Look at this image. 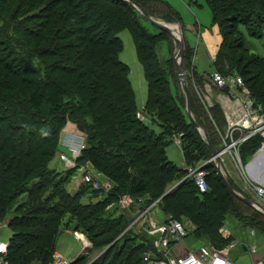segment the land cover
<instances>
[{
    "label": "trees",
    "instance_id": "obj_1",
    "mask_svg": "<svg viewBox=\"0 0 264 264\" xmlns=\"http://www.w3.org/2000/svg\"><path fill=\"white\" fill-rule=\"evenodd\" d=\"M1 1L6 4L0 13V153L7 148L0 156V225L3 222L11 233L6 254L9 264H31L32 261L48 264L57 249L58 224L64 225V215L80 220L79 226L83 228L80 232L92 239L90 250H104L113 244L90 264H143L141 257L151 245L150 241L146 240L145 232L136 234L132 229L119 236L131 217L120 211L119 199L129 196L136 201L142 197L151 203L166 191L157 203L161 214L172 215L185 225L184 221L191 222V233L197 240L222 249L232 238L221 237L218 230L225 224L226 213H234L240 206L252 212L246 216L235 213L236 218L242 217L246 227L264 236V214L228 190L214 163L204 166L209 185L206 192L200 193L194 180L186 177L190 154L196 153L195 160L190 162L196 165L208 159L211 150L187 114L185 100L181 104L173 93L176 87L169 73L173 56L166 62L159 60L158 40L162 37L169 40L167 32L158 29L160 32L155 35L144 30L138 16L146 18L126 0ZM133 1L155 19L180 23L178 12L165 0ZM203 1L222 35L215 58L217 69L223 73H238L250 97L264 108V56L261 60L249 58L242 67L237 65L244 61L238 54L240 49L243 47L249 52L241 27L250 37L263 38L264 0ZM196 2L188 0V5ZM158 4L163 11H156ZM164 11L169 15L162 17ZM124 28L133 36L136 55L147 81V101L141 110L136 105L129 68L119 59L122 43L118 34ZM230 33L236 37L237 49L236 44L227 42ZM226 46H229L227 50ZM16 52L24 66L9 70L4 61L16 60ZM190 52L185 44L183 60ZM33 60L40 66L35 68ZM188 60L190 63L189 57ZM191 65L194 68L193 63L189 64L190 68ZM254 66L256 73L249 71ZM2 72H6L3 77ZM192 76L194 84L202 87L203 74L193 70ZM60 80L77 81L76 96L65 99V88ZM194 105L191 103L195 116ZM203 108L209 113L217 111L222 120L220 126L224 127L226 120L218 103L209 110L204 105ZM138 112L143 113V118L137 116ZM154 113L156 116L152 115ZM148 116V120L158 126L157 133L149 127L145 119ZM162 116L170 118L163 120ZM194 119L205 128L196 117ZM67 121L84 133L86 148L80 158L90 162L93 170L111 183L107 192L94 189L101 198L92 205L81 204L85 192L80 189L75 193L67 191V180L56 178L45 168V157L38 161L30 156L29 162L17 157L22 155L21 151L31 149L28 144L31 139L15 137L20 127L29 130L31 126L42 125L57 135ZM173 122L176 124L170 127ZM12 130L14 136L9 135ZM178 132L182 134L179 149L185 169L177 168L166 157L167 141H173L172 135ZM206 133L213 147H219L221 139L214 129L218 140ZM34 138L35 145L39 137L34 135ZM57 141L58 137L54 145ZM263 142L264 138L256 134L241 143L238 147L241 163L245 164ZM226 180L234 190L242 192L231 175ZM176 181L177 184L167 188ZM87 218L98 220L100 228L97 222H86ZM81 256L71 264H82L85 256Z\"/></svg>",
    "mask_w": 264,
    "mask_h": 264
},
{
    "label": "rangeland",
    "instance_id": "obj_2",
    "mask_svg": "<svg viewBox=\"0 0 264 264\" xmlns=\"http://www.w3.org/2000/svg\"><path fill=\"white\" fill-rule=\"evenodd\" d=\"M165 1L169 3L178 12L179 17H180V21H179L180 23H178V21L177 22L175 21L172 22L168 20L164 21L165 19L164 20L157 19V20L163 23L171 24L172 26H174V30H177V31L180 30L181 36L184 40V43L186 44L187 49L191 51L190 55L187 56V58H184L183 60V63L186 64L185 65L186 67L185 77H186V84H187L188 90L190 92L191 100H192L191 103L195 104L193 110L196 115L195 116L193 115L192 109H191V116L193 119L194 117H196L201 122V124L205 126L204 130H206L208 134H210L211 138H213L214 140L215 139L218 140L216 135L213 133V129H214L217 136L221 139V144H219V147H217L216 144H215L216 146L213 147V145L210 142L213 150L215 151V155H213L211 151V155L210 157H208V159H204L195 165L194 163L190 164V162H193L195 160V156H196V153L192 152L190 154V157H189L190 162L188 164L191 167H194V166L198 167L199 165L202 164V162H205L201 166V168L204 169L205 164L213 163L216 160V158L218 159L219 156L221 155L220 156L221 159L219 160H220V164L222 166L224 175L230 178V173L233 175V172H234L235 173L234 178L235 180L238 181V184L240 188L242 189L243 181L239 179L241 177H238V175H236V172H237L239 173V176H240V170H241V168L239 167V163H238L240 160L239 155H238V152H239L238 147L240 144L236 145L235 148L228 147L230 143V139H227V140L222 139L221 133L223 132V127L220 126L222 125V120L219 116V113L214 110L213 112L214 114L210 112L212 113L211 115L208 111L204 110L202 101L199 97V94L201 93V91L199 88L198 89L196 88L193 82L194 77L192 76L193 70H195L198 74H204L203 75L204 79L202 81L203 83L208 82V76L206 73L210 72L213 68L217 69V63H216L215 58L218 54V51H219L218 49L222 41L221 31L218 25L212 21L211 11L203 0H197L196 3H191V5H188V0H165ZM5 4L6 2H3L0 0V6H1L0 13H2V9H3L2 7H4ZM159 10L161 11L164 10L161 4H158V7H156V11H159ZM168 15L169 14H167L165 11L162 12V17H166ZM224 16L225 15H223V18H225ZM153 18L155 19V17ZM138 21L141 27L144 28V30H146L148 33L155 34V35L159 34L160 31L158 30V28L153 26L148 20L144 19L140 15L138 16ZM226 24H228V22H226ZM224 26H227V25H224ZM3 29L4 30L7 29V26H5ZM241 29L246 37V45L248 46L249 52H250V53L247 52V49L245 50L243 47L242 49H240L241 51L239 52L237 51L238 54H240L244 58L243 63H240V64L237 63V65L242 67V64H244V62L248 60L249 58H259L261 60V56H264V35L261 40L256 39L254 37H250L249 35H247L245 29H243L242 27ZM11 34L12 33H10V35ZM118 35L122 43V50L119 54V59L123 63H125L129 68L128 76H129V80L131 83V87L135 94L136 105L138 109L141 110L143 109V107H145V103L147 101V81H146V78L143 72L142 65L138 61V58L136 55L135 43H134L133 36L130 30L128 28H124ZM235 38H236L235 35H232V33H230V36L228 37L227 42L228 44H230V42H232L233 45L236 44L235 49H237L238 43L235 40ZM158 41L159 42L157 44V52H158V57L160 58L159 60L166 62L172 57V54L174 52L175 47H174L173 40L171 38L168 40L167 37H162ZM228 48L229 46H226V50ZM17 54H18L17 56L14 55V58L16 60H12V61L10 60V62L4 61V63L7 65V69L12 70L14 69V67L21 66L22 68L24 66L22 65L23 61L20 62L22 57L19 55V53ZM28 57L30 56L28 55ZM188 57L190 59V63H189ZM27 60H29V58ZM37 62L38 61L36 60L31 61V63L33 64L35 68L40 66V63H37ZM191 63H193L194 68L192 65H191V68L189 67V64ZM255 63L256 62H254V64ZM169 65H170L169 73L174 81V84L176 87V89L174 88V90L176 93L173 90L172 91L174 95L176 96V98L182 104L184 103V100H185L184 98L185 94L182 90V87H181V84L178 78L177 67H176L174 60H172L171 63H169ZM230 66H231V63H230ZM263 68H264V64H263ZM255 70L256 68L254 66V68L250 69L249 71H252V73H254ZM5 73L6 72H2L1 76L2 77L5 76L6 75ZM60 81H61L63 88H65L64 89L65 92L63 93L65 99L70 100L72 97L76 96L77 81L75 80L72 82H64L62 80ZM157 108L158 107H154V109H157ZM143 113H140V115L143 116ZM152 115L156 116V113ZM198 115H201V116H198ZM166 118H170V117L166 116ZM166 118L162 116L163 120H166ZM145 119H147V121L149 122V127L153 129L155 133H157L159 131L158 126L148 120L150 119L149 116ZM194 121L196 122L195 119ZM169 122L165 123L166 126H168L167 123ZM175 124L176 123L173 122L170 125V127L174 126ZM16 129L17 128H15V130ZM12 132L13 130L10 131L9 135ZM16 132L17 133H15V137L17 138L23 137L24 139H31V141H28V144L31 147V149L28 152L21 151L22 155H18L17 156L18 158L27 159L29 162L31 158H28V157L30 156L36 158L38 161L41 157H45V161H44L45 168L47 167V169L53 174V176L55 177L57 176L56 178L60 177L62 179L67 180L65 187L68 192L75 193L79 189L82 192H85L81 198V201H82L81 204L92 205L94 202L100 200L99 198H101V195L99 193L96 195L97 192L94 193V191L96 190L92 188V185L81 181L83 178V172H84L83 170H86L85 172H91L100 180H102L103 178L97 171L93 170V166L91 165L90 162H87L85 160L83 161V158H80L82 155L83 149L86 147L84 145L85 144L84 137H83L84 133L76 124L72 123L71 121H67V123H65L63 128L59 130V133H57V135H56V132H49L48 128L42 125L41 126L35 125L33 127L31 126L29 130H26V128L20 127L19 130H16ZM32 132H33V136H32ZM13 133L11 134V136H14ZM180 133L181 132H178L177 136H180ZM34 135L39 137L38 138L39 141H37L35 145H34V142L36 138H34ZM56 137H58V141H57V144L54 145ZM201 137L203 136L201 135ZM80 142H82L83 145H82V149L79 150L77 149L75 145H77ZM192 147L190 146L189 149H192ZM6 148L1 150L2 151L1 153H5ZM73 148H75L77 152H79V154L76 156L75 159H73L74 158ZM165 151H166L167 159L172 164H174L177 168L185 169L186 164L184 162V157L179 147L171 139L167 141ZM1 153H0V156L4 155ZM42 153H45L44 156H42ZM61 154H64L69 159L74 160L75 166H78V167L77 168H75V166L70 167L61 158ZM243 170H245V166ZM216 171L219 173L217 169ZM241 175H246V174L244 172V174L241 173ZM177 182L178 181H176L173 184L172 183L169 184L167 188L177 184ZM166 193L167 191L164 192L163 194L165 195ZM163 194L157 200L161 199V197H163ZM99 206H101V204ZM120 210H122V212H125L128 216L129 210L127 208L126 209L120 208ZM228 212L229 213H226L227 218L224 222L225 224H222L218 230L219 234H221V237L226 239L231 236H234V240L238 242V245L240 248L243 245L247 246V245L256 243L259 246L258 254L261 256L264 255V236L261 235V233L257 234L255 238L251 236L248 227H246L244 223L243 218L242 217L236 218L235 216V213H239L240 214L239 216H246V214H249L252 211L249 208L240 206L239 209L234 211V213L230 211ZM85 221L88 223L91 222L92 224L94 222H97L96 226L97 228H100L98 226V220H95L93 218H87ZM99 222L102 223L101 220ZM184 222L187 225V226L185 225L187 230L190 231V235H188L187 238L183 240V242L186 241V244H188L191 247H197L201 242L205 243L204 240H199V239L197 240L191 233V230H193L192 223L187 220ZM80 223H81L80 220H78L76 217L71 216V215H64L63 216L64 225L58 224L59 225L58 230H60V232H59V235L57 236L56 247L63 256L69 259H74L75 257L78 258L77 256L79 254H82V251H83L82 243L79 240H77L73 235V232L76 231L74 229H77L78 231H81V229L83 230V228L79 226ZM1 228L2 229H1L0 242L2 244L9 243L10 236H11L9 229L6 227L5 224H3V222L1 223ZM135 228L136 229L134 232L136 234H141V232L136 231L137 229H139V227L136 226ZM89 233L91 234V232L88 230L87 234L89 235ZM83 234L90 241V245H92V242H91L92 239H89L91 238L90 235L88 237L85 233ZM223 241L225 242V240ZM228 245H229V242L226 241V244L223 246V248L227 247ZM110 246L112 247L113 244H110L109 247ZM87 248L89 249L87 253H84L86 255H85V258L83 259L85 263L84 261H81L83 262L82 264H88L89 262H91V260L96 259L103 251L102 249L98 250L97 248H93L92 250H90L91 248L90 246L86 247V249ZM82 256L84 255L82 254ZM230 256L232 257L235 264H252L254 260V258L251 257L245 250L241 251L240 254H236L234 250H231ZM50 261H51V257L47 261L48 264ZM10 264L12 263L10 262ZM31 264H37V262L32 261Z\"/></svg>",
    "mask_w": 264,
    "mask_h": 264
},
{
    "label": "built area",
    "instance_id": "obj_3",
    "mask_svg": "<svg viewBox=\"0 0 264 264\" xmlns=\"http://www.w3.org/2000/svg\"><path fill=\"white\" fill-rule=\"evenodd\" d=\"M206 74L208 82H204L202 87L196 84L195 86L201 91L199 97L206 110H209L214 103H218L221 106L226 120L221 136L222 139H230L228 147L235 148L236 145L243 143L256 134L264 138V108L261 104L255 103L250 97L243 78L236 72L223 73L216 68H213ZM215 93L217 97L214 99L213 94ZM138 113L137 116L143 118L140 115L141 112ZM181 136V133L180 136H177V134L172 135V139L178 147ZM75 146L79 150L82 149V142ZM78 154L79 152L73 148V159ZM220 156L219 159H221ZM61 158L70 167L75 166L74 160L69 159L64 154L61 155ZM204 163L202 162L198 167H191L190 165L186 167V177L194 180L196 188L200 193L206 192L209 189L206 178L207 172L201 168ZM213 163L217 169L216 160ZM238 163L241 172L244 174L241 160ZM83 171L81 181L91 184L93 189H103L107 192L111 188V183L108 180H100L91 172ZM218 171L221 175H224L222 166L221 171ZM242 184V192H237L251 198L254 201L253 208L264 214V186L246 177ZM157 203L158 200L147 203L142 197H138L136 201L129 196H122L119 199V207L121 209L127 208L129 210L128 213L131 215L130 223L119 236L128 229L135 231V227L138 226L139 229L136 231L145 232L146 240L150 241L151 245L147 247L141 257L143 264H235L230 256L231 250H234L236 254H240L241 251L245 250L254 258L252 264H264V255L258 254L259 246L256 243L247 246L243 245L240 248L238 242L234 240V236H231L232 239L229 245L222 249L202 242L197 247L186 245V241L183 242V240L187 238L189 231L185 224L172 215H162ZM1 229L0 225V236ZM248 229L250 235L255 238L257 236L255 229ZM73 235L82 243L83 248L92 246L82 232L74 231ZM7 249L8 244L0 242V264H9L6 257ZM72 262V259L54 250L49 264H71Z\"/></svg>",
    "mask_w": 264,
    "mask_h": 264
},
{
    "label": "water",
    "instance_id": "obj_4",
    "mask_svg": "<svg viewBox=\"0 0 264 264\" xmlns=\"http://www.w3.org/2000/svg\"><path fill=\"white\" fill-rule=\"evenodd\" d=\"M129 3L133 4V6L136 7V9L155 27H157L160 30H163L165 32H167L170 37L173 40L174 43V52L172 54L174 62L176 64L177 67V73H178V78L182 87V90L185 94V104H186V112L187 114L190 116L193 124L195 125V127L198 129V131L200 132V134L205 138L206 142L208 143L209 147L211 148L212 154L215 155V151L213 150L211 144H210V140L206 134V131L204 130V128L200 125H198L194 119L191 116V96H190V92L188 90L187 84H186V72L184 69V63H183V56H184V50H185V43L184 40L181 36V32L180 30L178 31L179 36H176L175 31H174V26H172L171 24H167V23H163L160 22L157 19H154L153 17H151L146 10L136 1L133 0H126ZM216 163H217V169L221 171V164H220V160L219 158H216ZM223 176V180L228 188V190L234 194L237 198H239L240 200H242L244 203L250 205L253 207L254 201L251 198H248L240 193H238L236 190H234L227 182L226 178ZM109 246H107L102 252H104L106 249H108ZM89 248H83L82 254L85 256L87 253ZM101 252V253H102ZM82 257V256H81ZM94 260V259H93ZM91 260V262L93 261ZM76 260H73V262ZM91 262H89L88 264H90Z\"/></svg>",
    "mask_w": 264,
    "mask_h": 264
},
{
    "label": "crops",
    "instance_id": "obj_5",
    "mask_svg": "<svg viewBox=\"0 0 264 264\" xmlns=\"http://www.w3.org/2000/svg\"><path fill=\"white\" fill-rule=\"evenodd\" d=\"M216 97H217V94L216 93L213 94V98L215 99ZM244 166H245L244 172L246 175H241V173H242L241 170H240V176H239V173L236 172V175H238V177H241L239 179L243 181L246 177L247 179H250V180L264 186V143H262L261 146L254 153H252L251 156L248 157L246 163L243 165V169H244ZM230 175H231L232 179L235 182H237V180H235V178H234L235 173L233 172V175L230 173ZM186 245H188V244H186ZM181 247H183V246H181ZM56 250L58 251V249H56ZM81 255L82 254H79L77 257H80ZM75 258L72 260H75Z\"/></svg>",
    "mask_w": 264,
    "mask_h": 264
},
{
    "label": "bare ground",
    "instance_id": "obj_6",
    "mask_svg": "<svg viewBox=\"0 0 264 264\" xmlns=\"http://www.w3.org/2000/svg\"><path fill=\"white\" fill-rule=\"evenodd\" d=\"M175 31V33L177 34V36H179V33H178V31L177 30H174Z\"/></svg>",
    "mask_w": 264,
    "mask_h": 264
}]
</instances>
